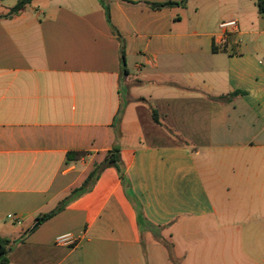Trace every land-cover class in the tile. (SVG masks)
Segmentation results:
<instances>
[{
    "label": "crops",
    "instance_id": "1",
    "mask_svg": "<svg viewBox=\"0 0 264 264\" xmlns=\"http://www.w3.org/2000/svg\"><path fill=\"white\" fill-rule=\"evenodd\" d=\"M106 4L110 21L100 0H33L0 20L8 264H174L166 242L185 264H264V11ZM116 146L120 170L104 165ZM67 233L76 244L58 245Z\"/></svg>",
    "mask_w": 264,
    "mask_h": 264
},
{
    "label": "trees",
    "instance_id": "2",
    "mask_svg": "<svg viewBox=\"0 0 264 264\" xmlns=\"http://www.w3.org/2000/svg\"><path fill=\"white\" fill-rule=\"evenodd\" d=\"M32 1L33 0H20L9 11L8 14L0 15V20L11 19V18L19 15L20 13H22L27 8L28 5L31 4ZM100 1L104 4L108 21H110L109 7L106 4V0H100ZM175 5H178V4H174V3L161 4V5H154V7H156V8H162V7H168V6L173 7ZM257 5H258V8L260 9V11H264V0H257ZM121 55H122V59H123V57H124V44H122V47H121ZM119 151H120V149L118 146L114 147V149L112 150V152L108 156L104 165L113 166V167L117 168L118 170H120ZM95 176H96L95 174L92 175L90 177V179L85 182V184L82 188L76 190L73 193L71 198H73V197L77 196L78 194H81L82 192L86 191L88 189V187L91 185V183L94 181ZM62 210H63V204L60 207H58V209H56L54 212H51L50 214H46V215H43L42 217H40L38 219V222L44 223L45 221L49 220L50 218H52L54 215H56L57 213H59ZM170 249H172V247H170ZM10 251H11V242L8 240L0 239V264H8V255H9Z\"/></svg>",
    "mask_w": 264,
    "mask_h": 264
},
{
    "label": "built area",
    "instance_id": "3",
    "mask_svg": "<svg viewBox=\"0 0 264 264\" xmlns=\"http://www.w3.org/2000/svg\"><path fill=\"white\" fill-rule=\"evenodd\" d=\"M219 28L222 32L224 39L227 34L229 33L234 34L238 32V23L236 20L224 21L219 25ZM14 220L20 223L17 218H15ZM76 242H77V238L71 233L61 235L56 239V243L58 245H64V246L74 245L76 244Z\"/></svg>",
    "mask_w": 264,
    "mask_h": 264
},
{
    "label": "rangeland",
    "instance_id": "4",
    "mask_svg": "<svg viewBox=\"0 0 264 264\" xmlns=\"http://www.w3.org/2000/svg\"><path fill=\"white\" fill-rule=\"evenodd\" d=\"M164 243V242H163ZM171 242H166L164 245H166V249L168 250V255L171 258L174 264H185L184 263V258L181 257V254L176 248L170 244ZM172 247L173 249L170 250L169 248ZM170 250V251H169Z\"/></svg>",
    "mask_w": 264,
    "mask_h": 264
},
{
    "label": "water",
    "instance_id": "5",
    "mask_svg": "<svg viewBox=\"0 0 264 264\" xmlns=\"http://www.w3.org/2000/svg\"><path fill=\"white\" fill-rule=\"evenodd\" d=\"M39 224L36 225V227L38 226Z\"/></svg>",
    "mask_w": 264,
    "mask_h": 264
}]
</instances>
